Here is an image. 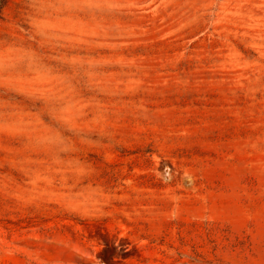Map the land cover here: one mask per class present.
<instances>
[{"label": "rangeland", "instance_id": "1", "mask_svg": "<svg viewBox=\"0 0 264 264\" xmlns=\"http://www.w3.org/2000/svg\"><path fill=\"white\" fill-rule=\"evenodd\" d=\"M0 264H264V0H0Z\"/></svg>", "mask_w": 264, "mask_h": 264}]
</instances>
